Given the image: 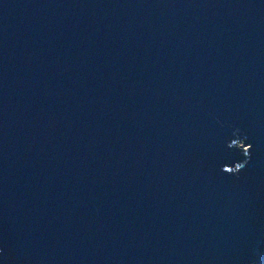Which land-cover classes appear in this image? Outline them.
<instances>
[{
  "label": "water",
  "instance_id": "water-1",
  "mask_svg": "<svg viewBox=\"0 0 264 264\" xmlns=\"http://www.w3.org/2000/svg\"><path fill=\"white\" fill-rule=\"evenodd\" d=\"M0 264H264V0H0Z\"/></svg>",
  "mask_w": 264,
  "mask_h": 264
},
{
  "label": "clouds",
  "instance_id": "clouds-1",
  "mask_svg": "<svg viewBox=\"0 0 264 264\" xmlns=\"http://www.w3.org/2000/svg\"><path fill=\"white\" fill-rule=\"evenodd\" d=\"M238 138L231 141L228 145L229 148H234L237 151H242L248 157L242 162H235L233 166H225L223 170L229 174H236L239 173L250 161L251 158V151L253 149V145L251 143H246L247 137L244 136L243 138L240 137V130L237 129L234 133Z\"/></svg>",
  "mask_w": 264,
  "mask_h": 264
}]
</instances>
